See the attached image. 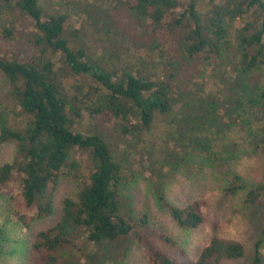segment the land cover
I'll list each match as a JSON object with an SVG mask.
<instances>
[{
	"label": "trees",
	"instance_id": "trees-1",
	"mask_svg": "<svg viewBox=\"0 0 264 264\" xmlns=\"http://www.w3.org/2000/svg\"><path fill=\"white\" fill-rule=\"evenodd\" d=\"M0 2L16 19L4 26L7 41L14 40L18 17L33 23L27 41L31 56L23 49L0 53V72L11 86L0 102V146L15 145L14 158L0 166V191L18 180L21 202L13 216L32 229L54 216L60 179L68 175L77 183L75 195L63 201L61 220L37 234L29 264H78L80 238L109 245L117 256L127 254L133 238L144 246L139 231L149 228V216L135 217L124 197L137 181L131 175L132 153L139 151L158 205L187 232L204 223L202 205L171 203L166 184L173 175L191 174L195 156L210 161L227 182L225 196L244 193L243 208L258 210L262 229L253 264L264 263V181L252 183L230 168L246 150L264 158V77L259 73L264 0H211L205 13L199 0H91L104 18L103 29L110 26L109 13L111 22L145 51L138 64L122 62L111 69L106 60L92 57L80 37L68 36L67 14L47 15L40 0ZM196 66L201 78L211 72L216 91L184 79ZM78 77L104 89L92 86L84 97L72 94L67 82ZM157 113L168 117L169 129L151 150H140L149 142L146 135ZM87 120L90 130L84 132ZM5 228L0 227V256ZM247 254L241 242L214 238L191 264H228ZM149 264L177 263L154 253Z\"/></svg>",
	"mask_w": 264,
	"mask_h": 264
},
{
	"label": "rangeland",
	"instance_id": "rangeland-1",
	"mask_svg": "<svg viewBox=\"0 0 264 264\" xmlns=\"http://www.w3.org/2000/svg\"><path fill=\"white\" fill-rule=\"evenodd\" d=\"M189 1L185 0L186 3ZM40 3L49 16L58 13L67 14L70 18L71 28L68 36L80 37L92 57L97 60H106L109 69L122 62L138 64L139 58H143L144 49L138 46L132 35L119 28L118 24L115 25L116 23L111 22L112 18L109 13V18L107 17L105 20L109 22L110 26L103 29L104 18L100 16V11L97 12L91 0L89 2L84 0H40ZM210 3L211 0H199V10L205 13L210 8ZM12 20H16L15 16L13 17L0 2V53L23 49L26 56H31L32 50L27 41L29 32L33 30L32 21L18 17L14 40L7 41L3 36V29L4 26L10 25ZM126 21L123 17L122 24H125ZM139 33L140 31L137 32V34ZM200 71L201 68L197 66L189 68L184 79L204 84L208 92L216 91L218 87L211 77V72L205 78H201L198 73ZM259 73L264 77V65ZM83 84L86 86L83 90H79L78 88ZM92 86L103 88L87 78H72L67 82L70 93L78 94L81 97L87 95ZM10 91V84L0 72V102L6 101ZM168 121L166 115L156 114L152 131L146 135V140L149 142L142 145L140 150H151L152 144L160 141L169 129ZM89 122L85 121L81 127L84 132L90 130ZM109 129L111 134H116L113 125ZM142 154V151L132 153V158L136 160V163L132 167L131 175H134L137 181L126 190L124 197L130 202L135 217L149 216V228L139 231V235L144 239V246L137 238H133L127 244V254L117 256L118 252L109 245L95 246L88 244L86 239L81 242L80 238L76 251L79 259L78 264H149V257L154 253H163L177 264H191L200 258L204 249L214 238L236 240L247 247L246 258L228 264H253L255 246L260 239L262 222L257 209L243 208L244 193L237 196H225L227 182L218 177V173L210 161L195 156L196 166L191 174L173 175L166 184V197L171 203L185 207L198 201L202 205L204 223L196 231L187 232L179 228L169 213L158 205L148 179L150 174L141 165ZM14 155L15 145L0 146V166L11 161ZM230 168L252 183L257 184L264 181V158L250 150H246L236 159H232ZM76 191V181L68 175H64L60 179L56 193L54 216L35 224L32 229H24L13 216L18 203L21 202L18 180L12 181L8 188L0 191V227L4 225L6 227V241L2 246L3 254L0 256V264H29L30 252L37 234L54 227L61 220L63 201L67 197L75 195ZM240 208L243 209L238 212ZM162 236L173 239L175 243L166 242ZM91 257H94V260Z\"/></svg>",
	"mask_w": 264,
	"mask_h": 264
}]
</instances>
